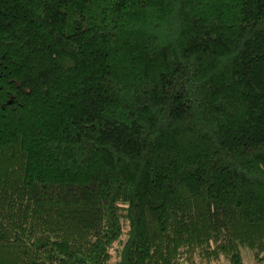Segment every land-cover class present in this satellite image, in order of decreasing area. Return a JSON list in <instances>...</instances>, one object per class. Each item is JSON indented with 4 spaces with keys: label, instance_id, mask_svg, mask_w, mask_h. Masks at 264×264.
<instances>
[{
    "label": "trees",
    "instance_id": "trees-1",
    "mask_svg": "<svg viewBox=\"0 0 264 264\" xmlns=\"http://www.w3.org/2000/svg\"><path fill=\"white\" fill-rule=\"evenodd\" d=\"M264 262V0H0V264Z\"/></svg>",
    "mask_w": 264,
    "mask_h": 264
},
{
    "label": "rangeland",
    "instance_id": "rangeland-1",
    "mask_svg": "<svg viewBox=\"0 0 264 264\" xmlns=\"http://www.w3.org/2000/svg\"><path fill=\"white\" fill-rule=\"evenodd\" d=\"M241 253H242V264H264V262L259 261L258 259H254L252 257L251 252L245 248L242 249ZM114 260H115V252L111 251V257L107 264H112ZM195 264H231V263L226 257L221 256L216 261H211V262L196 261Z\"/></svg>",
    "mask_w": 264,
    "mask_h": 264
}]
</instances>
